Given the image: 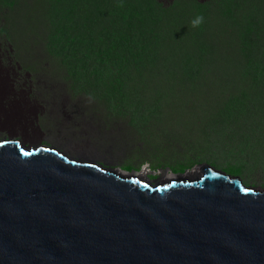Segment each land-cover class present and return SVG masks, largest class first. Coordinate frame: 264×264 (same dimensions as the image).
Returning a JSON list of instances; mask_svg holds the SVG:
<instances>
[{
	"label": "water",
	"instance_id": "95a60500",
	"mask_svg": "<svg viewBox=\"0 0 264 264\" xmlns=\"http://www.w3.org/2000/svg\"><path fill=\"white\" fill-rule=\"evenodd\" d=\"M0 264H264V195L141 186L0 149Z\"/></svg>",
	"mask_w": 264,
	"mask_h": 264
},
{
	"label": "trees",
	"instance_id": "16d2710c",
	"mask_svg": "<svg viewBox=\"0 0 264 264\" xmlns=\"http://www.w3.org/2000/svg\"><path fill=\"white\" fill-rule=\"evenodd\" d=\"M37 1L45 23L41 45L63 67L79 66L84 52H102L91 68L68 72L78 82L94 81L87 91L97 100L181 116L197 138L200 122L253 127L264 121V0H174L169 7L160 0ZM200 15L203 23L192 27Z\"/></svg>",
	"mask_w": 264,
	"mask_h": 264
},
{
	"label": "rangeland",
	"instance_id": "374dc122",
	"mask_svg": "<svg viewBox=\"0 0 264 264\" xmlns=\"http://www.w3.org/2000/svg\"><path fill=\"white\" fill-rule=\"evenodd\" d=\"M160 2L169 7L174 0ZM0 5V141L18 142L28 149L51 147L69 156L85 154L140 182H191L211 169L238 178L248 188L264 190V121L253 127H220L216 120L209 126L196 120L204 125L197 123V130L203 129L211 139L203 142L206 135L198 131L200 137L194 136L192 122L181 116L142 114L134 108L121 109L123 103L97 100L87 91L95 88L94 81L78 82L68 72L91 68L102 52L96 55L92 50L91 56L84 52L79 66L63 67L41 45L45 23L37 0ZM161 30L168 33L165 26Z\"/></svg>",
	"mask_w": 264,
	"mask_h": 264
},
{
	"label": "bare ground",
	"instance_id": "6f19581e",
	"mask_svg": "<svg viewBox=\"0 0 264 264\" xmlns=\"http://www.w3.org/2000/svg\"><path fill=\"white\" fill-rule=\"evenodd\" d=\"M0 149H18L23 155H25L26 152L28 153V155H55L60 161L67 162L73 166L89 168L92 169L95 173H98L100 175L114 176V182H119V183H135L141 186H198V187H201V183H202V177L198 180L191 182L184 180L172 181L166 184H158V183L151 184L148 182H140L138 180V177L129 175V173L122 174L117 172L116 170L103 167L102 165L95 163V160L93 158L85 154L75 155L76 157L69 156L67 152H60V150L46 146H42L38 148L31 147L28 149L27 147L21 145L18 142L6 141V139L0 141ZM212 173H214V179L223 180L227 183H234L240 186L242 193L251 194V195H264V190L257 191L256 189L248 188L244 186L238 178H231L221 172H217L211 169H205L203 171V175L212 174Z\"/></svg>",
	"mask_w": 264,
	"mask_h": 264
},
{
	"label": "clouds",
	"instance_id": "9594fccd",
	"mask_svg": "<svg viewBox=\"0 0 264 264\" xmlns=\"http://www.w3.org/2000/svg\"><path fill=\"white\" fill-rule=\"evenodd\" d=\"M119 7H123V4L119 5ZM204 21V17L202 15L197 16L193 21H192V27H199Z\"/></svg>",
	"mask_w": 264,
	"mask_h": 264
},
{
	"label": "snow or ice",
	"instance_id": "6c2138e0",
	"mask_svg": "<svg viewBox=\"0 0 264 264\" xmlns=\"http://www.w3.org/2000/svg\"><path fill=\"white\" fill-rule=\"evenodd\" d=\"M25 155H28V153L26 152Z\"/></svg>",
	"mask_w": 264,
	"mask_h": 264
}]
</instances>
